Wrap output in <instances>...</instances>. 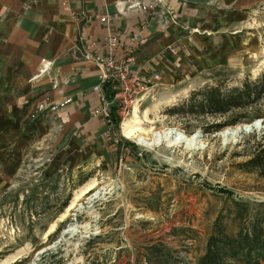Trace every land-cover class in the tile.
Masks as SVG:
<instances>
[{
	"label": "rangeland",
	"instance_id": "obj_1",
	"mask_svg": "<svg viewBox=\"0 0 264 264\" xmlns=\"http://www.w3.org/2000/svg\"><path fill=\"white\" fill-rule=\"evenodd\" d=\"M230 25L225 65L197 69L194 79L177 86L156 85L139 102L136 127L146 138L151 130H172L197 136L193 148H144L124 138L119 126L118 146L105 138L95 152L87 144L69 152L56 140L61 112L48 117L52 112L38 101L8 111L7 117L20 113L27 147L10 175L1 178L0 164V264H200L210 237L224 263L242 264L240 238L264 241V164L250 170L240 164L264 130L224 142L220 132L254 120L209 127L259 115L264 94L253 107L223 116L188 113L191 93L205 86L224 92L264 78V0H243ZM43 121L47 133L33 131ZM111 129L118 133V122ZM90 184L95 188L80 197ZM76 196L79 206L60 222Z\"/></svg>",
	"mask_w": 264,
	"mask_h": 264
},
{
	"label": "crops",
	"instance_id": "obj_2",
	"mask_svg": "<svg viewBox=\"0 0 264 264\" xmlns=\"http://www.w3.org/2000/svg\"><path fill=\"white\" fill-rule=\"evenodd\" d=\"M62 2L69 12L61 9ZM242 2L0 0V109L6 110H0L1 178L17 169L27 147L21 138L20 113L6 114L28 101L40 103L48 98L56 103L69 98L70 104L60 111L63 128L57 142L66 144L69 152L84 144L91 153L102 146L106 126L90 115L100 104L90 91L97 84L96 74L90 65L74 60L70 52L81 37L96 41L101 37L103 26L95 18L101 12L110 17L123 45L130 39L140 41L130 68L143 75L154 73L155 86L172 87L194 79L197 69L205 72L228 62L229 37L224 31L231 27ZM129 3L145 9H127ZM77 12L87 19H75L71 13ZM166 13L175 15V23ZM120 55L121 50L116 53ZM42 61L49 69L40 74ZM47 126V121L36 122L32 129L46 134Z\"/></svg>",
	"mask_w": 264,
	"mask_h": 264
},
{
	"label": "built area",
	"instance_id": "obj_3",
	"mask_svg": "<svg viewBox=\"0 0 264 264\" xmlns=\"http://www.w3.org/2000/svg\"><path fill=\"white\" fill-rule=\"evenodd\" d=\"M63 11L69 12L66 3H60ZM139 7L144 10V6L137 4H127V9ZM72 16L80 21L87 19L83 13H71ZM167 19L175 23V15L166 13ZM96 20L103 26V34L96 41L92 38H80L74 44L71 52L72 58L76 61L90 65L96 74L97 84L90 91L98 96L99 107L91 110L92 117L100 119L106 126L105 137L108 138L112 146H118L124 139L120 135L119 125L131 114L134 105H139L142 98L148 93L149 89L155 86L151 75H143L137 70H132L133 53L136 45L140 41L130 39L125 45L121 43L117 33L113 31L110 17L101 12ZM121 50V55L116 53ZM40 74L49 69V64L41 62ZM70 99L66 98L60 102H51L48 98H43L39 103V108L56 113L70 104ZM118 122V133L111 129V122Z\"/></svg>",
	"mask_w": 264,
	"mask_h": 264
},
{
	"label": "trees",
	"instance_id": "obj_4",
	"mask_svg": "<svg viewBox=\"0 0 264 264\" xmlns=\"http://www.w3.org/2000/svg\"><path fill=\"white\" fill-rule=\"evenodd\" d=\"M264 94V78L257 83L243 82L241 87L234 88L229 91L220 92L218 87L205 86L190 95L189 114L223 116L224 114L236 109H249L253 107L259 100L260 96ZM196 99V100H195ZM191 104V103H190ZM173 111V112H172ZM172 113H178L179 110H171ZM261 118L264 121V107L259 115H254L248 119L245 114L231 117V119L223 124H214L209 127L212 130H219L224 126H234L242 120H255ZM248 122V121H247ZM264 164V137L260 143L255 145L254 150L248 159L241 163L240 166L246 170L260 167ZM64 207V205H62ZM67 207V206H66ZM242 244L239 250L242 252V264H259L264 261V241L255 242L243 236L240 238ZM216 239L210 237L205 252L201 258L200 264H226L222 261L221 256L218 255L216 248Z\"/></svg>",
	"mask_w": 264,
	"mask_h": 264
},
{
	"label": "bare ground",
	"instance_id": "obj_5",
	"mask_svg": "<svg viewBox=\"0 0 264 264\" xmlns=\"http://www.w3.org/2000/svg\"><path fill=\"white\" fill-rule=\"evenodd\" d=\"M138 106L139 105H134L131 111L132 115L130 114L131 118L130 117L128 119L126 118L127 120L126 119L123 120L121 124L119 125L121 134L124 138L135 139L138 145L144 148H148V149L160 146L161 144H166L168 147H172L178 144H183V145H186V148H193L195 145L198 144L197 139H196L197 136L185 137L181 133H176V132H173L172 130H163V131L151 130V134H152L151 139L146 138L144 131L136 127L138 123V115H137ZM261 125L262 123L260 124V126ZM242 126H248V125H242ZM242 126L227 128L223 130L222 132H220L218 136L222 138L224 142H226L227 140L232 139L236 135L240 134L242 132V128H241ZM95 186H96L95 184L88 185L82 191V195L80 197L88 195L95 188ZM80 197L76 196L73 199L71 204L67 207L65 213L61 215L60 222L63 221L67 217V214L70 211L75 210L79 206L78 201L80 200ZM53 228L54 226H51V229H49L46 232L45 236H48L49 234H51L54 230ZM71 231L73 230H68V232H71ZM85 233L87 232L85 231Z\"/></svg>",
	"mask_w": 264,
	"mask_h": 264
},
{
	"label": "water",
	"instance_id": "obj_6",
	"mask_svg": "<svg viewBox=\"0 0 264 264\" xmlns=\"http://www.w3.org/2000/svg\"><path fill=\"white\" fill-rule=\"evenodd\" d=\"M261 123H262L261 120L256 119L253 122H251L248 126H242L241 127L242 128L241 133H247V132L255 131V130H259V129L264 130V124L262 123V125L260 126ZM255 126H257V127H255Z\"/></svg>",
	"mask_w": 264,
	"mask_h": 264
}]
</instances>
